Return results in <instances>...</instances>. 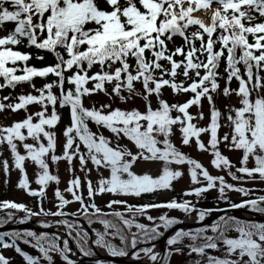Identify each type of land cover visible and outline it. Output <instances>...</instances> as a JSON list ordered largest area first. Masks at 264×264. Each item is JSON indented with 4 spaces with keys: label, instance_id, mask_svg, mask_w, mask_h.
<instances>
[{
    "label": "snow or ice",
    "instance_id": "6c2138e0",
    "mask_svg": "<svg viewBox=\"0 0 264 264\" xmlns=\"http://www.w3.org/2000/svg\"><path fill=\"white\" fill-rule=\"evenodd\" d=\"M7 24L12 25L10 30L5 29ZM0 30L6 32L0 35V89L27 83L37 93L19 94L16 102L4 103L10 100L8 95L0 99V112L25 113L20 120L0 125V145H6L10 154V161L0 159L4 184L8 185L10 172L18 170L15 189L35 198L36 204L33 210L25 203L0 200V210H7L0 224H23L35 217L43 229L62 227L66 232L59 243L61 237L55 232L0 231V250H13L24 264H54V255L63 264H79L73 258L77 254L90 258V264H104L94 259L96 249L112 257H124L131 250L133 260L146 259L148 264H170L173 255L181 254H195L188 264H264V222L233 215H220L193 230L177 228L167 235L162 253L155 243L184 222L166 210H177L185 218L194 213L197 222L205 221L215 209L198 208L185 197L194 196L198 202L209 190H215V199L232 209L264 214V195H252L264 189L246 188L229 183L225 175L211 174L172 140L178 132L182 147L194 143L197 151L210 155L213 169L233 181L264 182V0H0ZM177 37L182 41L179 44ZM21 44L50 53L54 63L29 65L31 53L18 50ZM222 62L226 76L219 71ZM238 65H243V75ZM94 66L99 70L91 72ZM35 77L46 82L36 87ZM219 79H224L222 89ZM233 79L238 82L235 89L229 86ZM106 85H111L110 92ZM165 88L173 97L187 98L169 102L163 98ZM221 92L225 97L235 93L240 106H226L231 132L218 136L222 113L213 95ZM99 93L120 103L138 97L144 110L114 108L111 103L97 107L95 101L85 106L86 98ZM202 98L209 106L206 126L195 122L204 119ZM29 105L39 110L29 113ZM192 106L196 114L189 111ZM58 108H67L69 116L59 154ZM202 134L207 135L206 142ZM122 139L135 151L122 144ZM221 143L229 151H241L238 167L222 154ZM59 161L66 162L69 175L63 190L56 171ZM74 161H78L75 167ZM26 162L35 165V188L30 186L33 181L27 176ZM140 162L159 163V173H137L133 169ZM182 169H186L189 187L181 190L179 200L172 196L166 201L129 204L117 198L174 191V182L185 175ZM93 171L98 177L95 182L90 179ZM77 172L83 173V181ZM50 184L55 185L54 210L44 207ZM233 191L251 198L233 203L228 196ZM104 194L111 197L103 205L107 212L95 202ZM72 203L79 206L68 212L66 207ZM114 205H122L123 211ZM149 210L164 211L153 216ZM17 212L23 215L14 218ZM79 218L87 223L91 236ZM21 244L39 255L24 251ZM0 264H11L2 251Z\"/></svg>",
    "mask_w": 264,
    "mask_h": 264
},
{
    "label": "rangeland",
    "instance_id": "374dc122",
    "mask_svg": "<svg viewBox=\"0 0 264 264\" xmlns=\"http://www.w3.org/2000/svg\"><path fill=\"white\" fill-rule=\"evenodd\" d=\"M137 87L139 88V85H137ZM166 93L168 95L170 93V91H168ZM105 97L106 96H104V95L103 96L100 95V96H97V97L93 96L92 101H95L96 102V106L98 107L100 103H109V100L107 98H105ZM225 100H226L224 102L225 105L222 106L223 111H224L225 114H222V119H224V121L227 122V125H226V128H227L229 126V124H228V121L226 119V116H227L226 109L227 108H230V107H238L239 98L235 95V93H232L228 97H225ZM110 102H111L112 105L118 104V105H120L121 107H124V108L125 107H137L141 111L144 110V102L140 98H138V97L137 98H134L132 101H129L128 103H120L119 100L114 97L113 100L110 101ZM87 105L89 107H91L92 106V102L91 103H88ZM155 106H156V103H155V100H153V107H155ZM226 106H227V108H226ZM37 109H39V107H37ZM201 110L204 112V119L203 120H198V123H200V126H206L207 123L209 122V107H208V103H205L203 105V108ZM13 114L14 115H12L10 118H15L16 120H18L20 118L19 117V114H15V113H13ZM0 116H1V118L4 117V119H6V117H7V110H6V112H4V114H0ZM229 130L231 131V128H229ZM94 131H95V129H94ZM224 131H225V127H223V126L220 127L219 130H218V132L220 134H222V135H224L223 134ZM56 132H57V136H58V144H57L56 151L59 154L60 151H61V143H62L61 132L62 131L56 130ZM201 138H202L203 141H205V142L207 141V135L206 134H202V137ZM172 139H173V142L177 145V147H181V150L182 151L187 152L191 157H193L195 159H199L202 162V164L206 165L208 167V169H209V171H210L211 174H214V175H218L219 174V175H221L220 172H218L217 170H215V169H213L211 167V165L209 163V161H210V155L208 153L197 151L196 148H195V144H192L190 147H182L180 145L179 133L178 132H176L173 135ZM127 145H128L129 148H131L133 151H135V148L131 145L130 142H128ZM222 147H224V146H222ZM0 150L3 153V155H5V156H7L9 158V161H10V154H9L7 148L5 147V145H0ZM19 150L21 152H23V149L22 148H20ZM225 150H226V152L228 154H230V156L234 160L236 159V156L238 154H240V151L239 150L229 151L227 148H225ZM0 158L3 159L1 156H0ZM73 163H74V167H75L78 164V161H74ZM28 166L31 167V171L28 172L27 176H28V178H29L30 181H33V183L30 186L33 187V188H35V187H37V185H35V183H34L35 171H36L35 165L34 164H31L30 162H26V165H25L26 169L28 168ZM88 167L91 168L90 162L88 164ZM50 168H51V164H50ZM66 168H67V164H66L65 161H59L58 162V167H57L56 171H57V173L59 175V178H60L59 187H60L61 190H63L67 186V180L69 179V175H68V173L66 171ZM159 168H160V164L159 163H143V162H140V163H137L134 166V169L133 170L136 171L137 173H142V172L147 171L150 174H152L153 176H155V175H157L159 173ZM0 170L2 171V169H0ZM182 170L185 171V175L183 176L182 179L179 180V182H174V184H173V187L175 189L174 192H177L179 194L178 195L179 197H180L181 190L184 189V188L189 187V179H188V176H187V173H186V169H182ZM0 174H1V179H0L1 188L0 189L2 191H4V192H7L8 193V196H10V198H13L17 202H21L22 203V201H24L25 199H24V197H23V195L21 193V190H17L14 187L15 183L19 179V172H18V170H15V171H11L10 172V175H9V183H8L7 186H5V184H4V174H3V171L0 172ZM76 174L77 175H80L81 180L83 181V173L77 172ZM104 175L105 176L107 175V172L106 171L104 172ZM97 178L98 177H97L95 171H93V172L90 173V179L93 182H95L97 180ZM258 185L264 186V184H263L262 181L258 182ZM53 187H55V185L50 184L49 188L47 189L48 201L45 202L46 204L50 205V208L52 210H54L53 204L51 203V201L53 200ZM243 187L248 188V185H246L244 183L243 184ZM215 193H216L215 190H209V192L205 193L203 196L204 197L206 196L207 198H211L212 199V198H215L214 197ZM158 194H160V193H158ZM65 195H66V197H68V194L67 193H65ZM167 195L168 194H166V196ZM232 195L233 194H229L228 193V196L230 198H234V197H236V199L237 198H242L239 193H235L234 197ZM161 196H163L162 199H164L165 195L162 194ZM68 198H70V197H68ZM110 198H111L110 195L104 194L102 196L96 197V201L95 202L97 203V205H99V206L102 207V210L103 211H106V210H108V208L103 207V205H104L103 202L106 203L107 200L110 199ZM117 198H119V199H126L127 201H132V202H139V204L141 202L140 201L141 198H135V197H117ZM185 198L186 199H191L192 197H185ZM193 198H195V197H193ZM21 199H22V201H21ZM162 199H160V200H162ZM113 207H115V205ZM76 208H77V203H72V204H70V205L67 206V209L66 210L74 211ZM161 211H164V210H161ZM166 211L168 212L169 215L175 216V217H177L179 219H180V217L182 215L181 212H179V211H168V210H166ZM160 212L159 213H152V214L150 213V214L153 215V216H157V215L160 214ZM138 219L140 220V222L147 223V221L143 217H139ZM92 227L101 228V226L99 224H94ZM37 254L39 255L38 252H37ZM57 261H60V259H59L58 256H55L54 255V264ZM60 263H61V261H60Z\"/></svg>",
    "mask_w": 264,
    "mask_h": 264
},
{
    "label": "trees",
    "instance_id": "16d2710c",
    "mask_svg": "<svg viewBox=\"0 0 264 264\" xmlns=\"http://www.w3.org/2000/svg\"><path fill=\"white\" fill-rule=\"evenodd\" d=\"M182 41L181 40H179L178 39V37L176 38V43L177 44H179V43H181ZM17 47V49H19L20 48V45H18V46H16ZM38 52V51H37ZM37 54H41L44 58L41 60V61H39V60H30V62H28V64L29 65H32V66H36V67H39V66H44V65H47V64H51V63H54V58L52 57V55L51 54H42V53H40V52H38ZM239 67H240V69H241V74L243 75V65H238ZM99 69H98V67H93V69H91L90 71L91 72H94V71H98ZM219 71L221 72V74L222 75H224V76H226V73H223V62L221 63V66H220V69H219ZM18 74H20L19 72H18ZM51 79H53V77L51 76V75H49V77H47V80L48 81H50ZM38 81H40V82H42V83H44V82H46L44 79H41V78H38L37 80H35L34 82L35 83H37ZM219 84H220V87H221V89L223 88V86H224V79H219ZM237 84V82L235 81V79H233L232 81H231V83H230V88H232L233 87V85H236ZM21 85L20 84H18L15 88H4V91L6 92H10V90H13L14 92H16L17 90H20L22 87H20ZM55 91V90H54ZM66 109L67 108H65V113H66Z\"/></svg>",
    "mask_w": 264,
    "mask_h": 264
}]
</instances>
